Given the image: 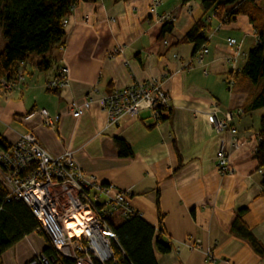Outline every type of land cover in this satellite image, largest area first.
Instances as JSON below:
<instances>
[{
    "label": "crops",
    "instance_id": "0c3cea01",
    "mask_svg": "<svg viewBox=\"0 0 264 264\" xmlns=\"http://www.w3.org/2000/svg\"><path fill=\"white\" fill-rule=\"evenodd\" d=\"M200 1L160 0L155 10L152 0L76 4L64 26L63 50L53 47L54 68L40 72L26 62L21 87L0 89V138L11 145L31 131L50 154L69 150L83 172L126 191L132 209L160 228L171 247L168 253L154 250L156 264H264L251 244L231 233L238 210L246 208L241 220L264 246V169L253 156L264 107L242 109L264 79L255 84L240 72L258 37L250 15L263 22L264 0L240 1L230 21L209 16L208 51L197 60L193 44L179 41L201 17ZM157 13L176 17L161 40ZM229 37L239 44L235 60ZM61 68L67 85L47 89ZM151 78L170 94V112L159 122L144 111L108 124L100 96ZM91 91L89 107L74 117L72 102H83ZM42 108L54 127L42 122ZM216 120L225 121V129L217 131ZM114 138L125 140L133 155L120 157ZM221 140L232 173L215 168ZM45 246L39 233H29L0 254V264H25Z\"/></svg>",
    "mask_w": 264,
    "mask_h": 264
},
{
    "label": "built area",
    "instance_id": "2783aa9c",
    "mask_svg": "<svg viewBox=\"0 0 264 264\" xmlns=\"http://www.w3.org/2000/svg\"><path fill=\"white\" fill-rule=\"evenodd\" d=\"M159 1L152 0V10L157 8ZM157 16L162 23L173 22L176 18L167 13H157ZM67 19L65 17L62 21L64 26L68 23ZM257 41L258 37L255 44ZM227 45L234 50L231 58L235 60L239 44L235 38L229 37ZM63 48L64 46L60 50ZM207 51L206 46H202L196 52L195 58L200 60ZM25 64L26 61L20 60L12 77L0 78L3 90L10 91L21 87L25 80ZM67 83L65 70L61 68L45 86L50 90H62ZM93 94L94 91L88 92L81 103L72 102L69 110L74 117L77 118L87 110ZM100 97L101 108L107 113L108 124H119L126 115L139 117L144 111H149L159 122L172 108L170 94L156 78L115 88ZM38 111L42 122L54 127L55 121L49 112L45 108ZM226 126L223 120L215 122L217 131L225 129ZM218 147L215 168L221 174L232 173L228 151L222 140ZM261 174L264 179V171ZM0 185L7 189L8 199H19L27 205L55 250L61 253L64 248H68L71 256L77 258L78 264L83 260L92 264V259L105 264L107 260L113 259V235L106 222L107 216L115 211H119L123 217L136 213L129 205L130 195L126 191L118 189L115 184L101 183L95 175L83 172L69 150L61 154H50L31 131L23 132L11 145L0 148ZM82 209H88L90 215L84 231L80 236L71 234L66 227V221ZM198 243L196 240L192 244L196 247ZM80 253H84L83 257H78ZM206 257L211 259L208 252ZM52 261L51 256L40 253L25 264H52Z\"/></svg>",
    "mask_w": 264,
    "mask_h": 264
},
{
    "label": "trees",
    "instance_id": "16d2710c",
    "mask_svg": "<svg viewBox=\"0 0 264 264\" xmlns=\"http://www.w3.org/2000/svg\"><path fill=\"white\" fill-rule=\"evenodd\" d=\"M94 2L97 0H0V36L6 42L0 50V78L9 79L16 70L20 60L34 64L40 71L48 70L50 58L45 56L52 47L58 49L65 46L63 38V19L72 13V8L79 2ZM246 0H201L202 15L195 20L191 28L183 35L179 43L193 44L194 54L202 46H206L208 38L206 29L211 26L207 22L213 16L220 22L230 21L234 15L236 5ZM253 1V0H251ZM258 35V41L249 49L246 60L240 67V72L253 83L258 84L264 79V19L261 24L256 23V18L250 15ZM173 22L166 21L160 27L158 40L171 32ZM193 54V55H194ZM34 57L36 60L34 61ZM0 89L1 84H0ZM264 107V85L259 92L251 95L243 104V110L252 111ZM258 143L254 151L258 167L264 169V115L259 120L257 129ZM118 155L132 156L130 146L125 140L114 138ZM9 145L0 138V147ZM264 191V179L261 182ZM8 191L0 185V254L27 234L39 233L46 246L42 252L47 257H52V264H78L77 258L57 252L49 242L47 235L40 227V222L34 217L31 210L22 200L7 198ZM240 209L231 226V233L251 244L254 251L264 257V246L256 240L241 217L246 212ZM159 223L163 215L159 212ZM107 225L111 229L113 238L111 242L114 258L105 264H156L153 253H168L170 245L162 239V230L146 222L136 212L129 217H123L119 211L107 216ZM84 253L78 254L83 257ZM92 264H102L96 259Z\"/></svg>",
    "mask_w": 264,
    "mask_h": 264
},
{
    "label": "bare ground",
    "instance_id": "6f19581e",
    "mask_svg": "<svg viewBox=\"0 0 264 264\" xmlns=\"http://www.w3.org/2000/svg\"><path fill=\"white\" fill-rule=\"evenodd\" d=\"M89 216L90 215L88 209H82L80 212H76L66 221V227L70 230L71 234L80 236L84 231L83 228L85 227ZM69 225H72V227H70ZM81 264L85 263L82 262Z\"/></svg>",
    "mask_w": 264,
    "mask_h": 264
},
{
    "label": "rangeland",
    "instance_id": "374dc122",
    "mask_svg": "<svg viewBox=\"0 0 264 264\" xmlns=\"http://www.w3.org/2000/svg\"><path fill=\"white\" fill-rule=\"evenodd\" d=\"M0 31H1V27H0ZM0 40H1L0 49H3V45L6 42L4 41V39L2 38V36H0ZM54 51L55 50L52 47V49L45 54V56H47L48 58H50V66H49L50 68L49 69H53L54 68V65H55V59H56L57 55L55 54ZM63 251H65L66 253L70 254V250L68 248H64Z\"/></svg>",
    "mask_w": 264,
    "mask_h": 264
},
{
    "label": "snow or ice",
    "instance_id": "6c2138e0",
    "mask_svg": "<svg viewBox=\"0 0 264 264\" xmlns=\"http://www.w3.org/2000/svg\"><path fill=\"white\" fill-rule=\"evenodd\" d=\"M70 227H72V225H69Z\"/></svg>",
    "mask_w": 264,
    "mask_h": 264
}]
</instances>
